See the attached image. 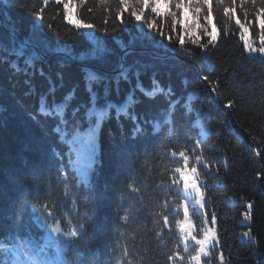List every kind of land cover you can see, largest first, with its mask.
I'll list each match as a JSON object with an SVG mask.
<instances>
[{
  "label": "trees",
  "instance_id": "16d2710c",
  "mask_svg": "<svg viewBox=\"0 0 264 264\" xmlns=\"http://www.w3.org/2000/svg\"><path fill=\"white\" fill-rule=\"evenodd\" d=\"M69 7L71 15L65 19L63 5L51 0L47 6L43 0H0V44L11 47L12 37L6 28L21 41L30 35L36 24L40 26L43 43L51 50L49 58L36 62L35 69L26 67L23 57L18 59L12 55L7 60L0 59V223L4 225L0 232L7 233L11 224L7 216L14 212L15 203L23 198L32 203L48 202L63 212L64 217L69 216L77 223L87 211L85 239L95 232L106 253L109 248L115 251L117 245L120 253L127 247L135 257L133 264H171L167 257L173 250L186 257L190 251L184 252L175 225V220L183 218V209H179V216L174 215L177 194L168 187L174 175L172 170L179 166L178 158H173L171 152L191 146L199 139L202 143L197 151H202L211 161L210 170L205 171L201 181L207 185L202 189L207 201L204 211L209 221L212 213L217 217L214 227L209 224L219 241L214 256L223 253L224 264H264V56L259 53L249 55L243 47L235 17L228 21L222 12L214 10L208 24L217 39L214 45L202 50L199 44L207 42L199 26L203 22L187 8L183 10L182 23L177 26L171 42L156 36L155 39L160 41L156 44L137 34L131 9L122 11L124 6L119 0H104L103 3L101 0H84L83 3L69 0ZM245 7L249 10L247 19L254 21L253 9L249 5ZM41 8H44L42 25L35 16ZM118 11L124 24L117 19ZM236 17L244 22V14L239 10ZM78 20L100 29L94 35L103 37L105 46L114 53L103 65L78 58L92 46L91 40L86 41L75 29ZM194 22L198 26L190 32L181 31L182 27ZM158 23L171 33L170 18H163ZM105 27L107 35L102 31ZM259 33L258 22H253L245 38L254 47H259ZM175 35L183 36V50ZM196 37L200 40L194 45L191 41ZM121 43L127 46L126 49L120 47ZM66 51L77 59H71L61 67L58 61ZM141 51L146 53L141 54ZM122 53L126 67L131 66L132 71L129 80L121 79L118 92L112 82L109 99L120 104L134 93L138 102L129 113L137 119L133 121L123 115L117 118L113 110L97 131L95 164L90 176L99 189V203L93 218L91 199L85 204L87 190L76 188L77 169L87 170L85 147L77 143L79 163L69 170L68 178L76 191L73 199L77 203L74 205L72 199L64 196L62 185L57 183L56 168L60 164L51 155L52 148L67 152L69 146L61 145L57 134L52 132L54 121L38 117L37 122L30 114L38 112L41 96L48 93L49 77L56 85L54 97L57 101L75 89L73 104L85 103L84 67L117 75ZM41 70L44 76L40 74ZM57 73L63 74L62 80ZM153 81L165 92L171 89L172 99L182 98V102L191 103L201 118L195 129L178 111L175 134L167 127L158 135L152 134V125L145 121L162 118L163 110L168 107V97L163 93L154 98L146 97L136 86L139 83L151 91ZM100 94L103 95L102 87ZM52 99V95L47 96L49 103ZM137 123L146 129V133L134 138L132 130ZM86 129L87 123H84L81 131ZM72 160H77L75 152ZM64 164L68 165L67 156ZM121 201L125 209H131L128 224L119 219L124 215V210L119 207ZM165 203L168 208H164ZM248 203L253 204L251 220L244 219ZM190 214L197 225L203 219L195 215L191 206ZM164 215L169 217L167 227L163 224ZM117 228L124 234L120 235ZM249 230L250 235L245 236ZM192 247L189 242V249ZM177 264L181 262L177 261ZM213 264H220L218 258Z\"/></svg>",
  "mask_w": 264,
  "mask_h": 264
},
{
  "label": "snow or ice",
  "instance_id": "6c2138e0",
  "mask_svg": "<svg viewBox=\"0 0 264 264\" xmlns=\"http://www.w3.org/2000/svg\"><path fill=\"white\" fill-rule=\"evenodd\" d=\"M51 2L63 5L64 18L68 19L71 15L69 0H51ZM80 2L83 3L84 0H80ZM101 2L103 3L104 0H101ZM49 3L50 0H43L45 6L49 5ZM119 3L124 6L122 11L131 9L130 16L135 22L137 34L156 44L160 43V41L155 39L156 36L171 42L173 35L176 34L177 26L182 23L183 10L185 8L189 9L194 16H199V19L203 22L199 26L202 29L201 34L207 38V42L199 44L202 50L207 49L209 45H214L217 39V34L210 30L208 20L214 10H219L228 21L235 17V23L239 26L241 39L244 42L243 47L248 51L249 55L259 53L264 56V0H119ZM245 5H249L253 9L254 21L247 19L249 10ZM237 10L244 14V22L239 17H236ZM43 13L44 8L35 13L41 25L44 21ZM163 18H170L171 33L166 32L164 26L158 23ZM117 19L120 20L121 24L125 23L121 19L120 11L117 12ZM68 22L72 23L70 19ZM253 22H258L260 28L259 47H254L249 39L245 38ZM104 23L107 24V20ZM246 24L248 27H246ZM197 26L194 22L187 27H182L181 31L190 32L191 29ZM74 27L78 34L85 37L86 41L91 40L92 42V46L88 48L87 53L82 57H78L79 59L89 62L94 61L103 65L108 57L114 54L111 49L105 46L103 37L94 35V33L100 31L94 24L78 20ZM48 28L51 30L52 25L49 24ZM102 31L107 35L106 27ZM227 31V26H225V33ZM56 35L59 37L58 32ZM175 38L178 40L181 50H183L185 43L183 36L175 35ZM199 40L200 37H196L191 42L195 45ZM120 47L126 49L127 46L121 43ZM65 48L67 49V45H65ZM4 53H7V56ZM49 54H51V50L43 43L40 35V26L36 24H33L30 35L21 41H18L13 33L10 48L0 44V59L7 60V57L12 55H15L18 59L23 57L26 67L33 69L36 67V62H43ZM71 59H77V57H73L70 51H66L65 56L58 63L63 67ZM13 67L20 71L15 63H13ZM119 68V73L112 76L105 71L85 66L83 79L87 91V100L85 103L77 105L73 104L76 99L75 89L69 91L57 101L54 97L56 85L49 77L48 83L50 87L48 93L41 96V105L38 112L30 114V118L37 122H39L38 117L54 121L52 132L57 134L61 145L69 146L67 152L63 150L57 151L56 148H52L51 155L60 164L56 168L57 183L62 185L64 196L72 199L74 205L77 203L76 199H73L76 196V191L68 178L69 170L76 167L79 163L80 151L76 148L77 143H81L85 147L88 157L87 170L80 171L77 169L76 188L82 187L87 190L88 196L85 204L87 205L88 200L91 199V215L93 218L97 214L99 203V189L92 182L90 176L95 164L97 131L105 120L110 118L113 110H115L117 118L123 115L133 121L137 119L135 115H130L129 113V109L138 102L134 98V93H130L120 104L114 103L109 99L112 91V82H115L116 91L118 92L121 79L129 80V73L132 71L131 66L125 67L122 62L119 64ZM40 74L42 76L45 75L42 70ZM57 75L61 80L63 79L62 73H57ZM204 79L207 80L208 77L205 76ZM153 84L154 87L151 91L145 90L139 83L136 86L146 97L154 98L158 93H163L168 97V107L163 110L162 118L156 117L153 120L145 121L146 124L150 123L152 125V134L158 135L166 127L168 131L175 134V117L178 111L187 118L190 126L195 129L201 118L191 103L188 101L182 102V98L172 99L171 89L165 92L156 81H153ZM101 87L103 88V95L100 94ZM213 90L215 91L216 89L214 88ZM48 95L53 96L51 103L47 100ZM229 106H231V102ZM84 123H87V129L82 132L81 128ZM145 133L146 129L142 128L139 123L132 130L134 138ZM200 134H203L202 129ZM201 143L197 139L191 146L186 145L178 152H171V156L178 158L179 161V166L172 170L174 175L170 185H168L177 194L174 198L176 209L174 215L179 216V209H183V218L175 220V225L179 229L180 239L184 244V252L189 253L190 251V254L185 257L180 251L173 250L167 257L171 264H177V261L183 264L185 260L187 264H213V261L217 258L220 264H224L223 253H219L218 257L214 256L217 251L216 246L219 243L217 235L213 231V227L217 223L216 214L212 213L209 221L208 214L204 211L207 201L205 191L202 189H206L207 185L201 181V177L205 171L210 170L211 161H208L203 156L202 151H197L200 149ZM74 152L77 156L76 161L72 160ZM65 156L68 158V165L64 164ZM175 174H178V176ZM132 190L136 191L134 188ZM190 206L195 215L203 217L198 225L192 219ZM119 207L124 210V215L120 216L119 219L124 224H128L131 209H125L122 201ZM14 208V212L7 216V219L11 221L7 233L0 232V264H101V261L96 258L93 251L94 247H99V236L94 232L92 237L85 239L88 227L86 223L87 211L83 217L79 218L77 223L67 217L63 221L57 219L55 206L50 205L48 202L41 203L38 201L37 203H32L27 199L21 198L15 203ZM164 208H168L167 203L164 204ZM252 209L253 204L248 203L247 210L244 213L245 220L252 219ZM77 216L79 217V213H77ZM62 222L66 224V227L61 226ZM163 224L166 227L169 225L168 215L163 216ZM209 224L213 227H210ZM34 226L43 230L42 234L34 233ZM3 228L4 225L0 223V229ZM97 231L102 232L100 229H97ZM117 231L119 232V228H117ZM119 234L123 235L124 233L119 232ZM244 235L249 236L250 230L245 232ZM189 242L193 245L191 250L189 249ZM106 247H110V244H106ZM66 250L74 252L73 259H68ZM134 259L133 253L127 247H124L118 264H133Z\"/></svg>",
  "mask_w": 264,
  "mask_h": 264
},
{
  "label": "water",
  "instance_id": "95a60500",
  "mask_svg": "<svg viewBox=\"0 0 264 264\" xmlns=\"http://www.w3.org/2000/svg\"><path fill=\"white\" fill-rule=\"evenodd\" d=\"M122 63L124 64V66H126V62L124 59H122Z\"/></svg>",
  "mask_w": 264,
  "mask_h": 264
},
{
  "label": "rangeland",
  "instance_id": "374dc122",
  "mask_svg": "<svg viewBox=\"0 0 264 264\" xmlns=\"http://www.w3.org/2000/svg\"><path fill=\"white\" fill-rule=\"evenodd\" d=\"M132 50H134V49H132ZM136 50V49H135ZM146 53V51H141V54H145Z\"/></svg>",
  "mask_w": 264,
  "mask_h": 264
},
{
  "label": "bare ground",
  "instance_id": "6f19581e",
  "mask_svg": "<svg viewBox=\"0 0 264 264\" xmlns=\"http://www.w3.org/2000/svg\"><path fill=\"white\" fill-rule=\"evenodd\" d=\"M225 110H226V108H225Z\"/></svg>",
  "mask_w": 264,
  "mask_h": 264
}]
</instances>
